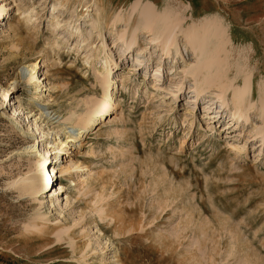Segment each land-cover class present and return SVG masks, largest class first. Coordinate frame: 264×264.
<instances>
[{"label": "rangeland", "instance_id": "obj_1", "mask_svg": "<svg viewBox=\"0 0 264 264\" xmlns=\"http://www.w3.org/2000/svg\"><path fill=\"white\" fill-rule=\"evenodd\" d=\"M55 1L7 0V3L13 2L12 5L34 9L33 23L36 22L38 28L34 31L18 25L15 12L12 30L8 31L5 26L0 28V89L10 90L9 93L15 89L16 95L6 99V104H10L8 108L0 107V264H75L66 244L53 243L55 233L42 242L33 239L34 236L23 239L25 226L34 218L39 206L10 185L12 180L28 171L25 147L33 145V141L28 144L24 139L26 127L16 125V120L12 119V102H18L16 105H22L26 112L32 110L27 101L31 87L22 81L24 79L18 87L14 84L21 68L42 59L48 52L41 74L50 83H58L59 87L50 92L54 102L49 111L61 110V114H65L73 95L84 83L90 87L84 80V48L74 49L76 40L72 38L58 49L52 44L55 36L51 25L58 20L71 22L77 19L74 16L69 20V15L61 9L56 11L58 19H52ZM61 1L76 7L78 13L93 3V0L90 3L85 0ZM133 1L102 0V5L128 8ZM158 1L162 4L164 0ZM180 1L183 5L177 9L189 17L187 22L192 15L197 20L205 16L223 19L233 42L228 48L235 52V58L243 59L242 53H252L254 49L250 65L258 63L259 71H264V0ZM76 24L83 26L82 21ZM56 33L67 37L62 29ZM105 37L111 45L113 37L109 31L105 32ZM178 42L186 62L194 63L190 49L184 47V39L180 38ZM147 43V38L142 35L138 48L144 50L145 55L151 52L152 57L147 68L140 70L135 61L136 52L120 58V50L113 48L114 60L119 64L114 70V79L121 84V75H124L127 89L120 86L116 99L118 111L100 124L86 140L85 148L74 157L91 170V193L80 194L62 177V183L68 189L62 194L57 193V197L62 196L59 203L65 214L59 216L62 211L57 210L52 218L59 216L65 227L77 222L73 229L76 237L85 228L94 229L90 233L92 237L94 231H102L100 237L107 246L104 257L109 264L115 261V251L121 264H247L244 256L250 262L248 264H264L262 144L255 137H249L250 128L240 136L229 117L215 114L221 111L218 104L209 110L206 102H211V98L208 95L205 101L198 100L194 105L195 99L189 93L192 82L187 81L181 95L174 100L171 90H176L180 84L170 70L171 60L160 63L161 52ZM95 45H100L96 39ZM148 57L149 54L145 58ZM181 59H177L176 68H182ZM158 64L164 69L159 90L147 89V84L154 81ZM257 79L256 76L254 81ZM188 112H194L193 117L185 118ZM206 113L213 118L211 121L215 123L210 127L216 132L205 137L202 134L208 129L206 118H209ZM192 118L194 124L190 128ZM185 137L186 143L180 149ZM232 142L239 145L240 151L231 149ZM90 147L93 153L86 155ZM51 186L48 192L55 187ZM66 197L71 200L69 207H65ZM94 208L112 216L115 229L122 228L123 234L115 236L114 229L107 228L106 221L95 213ZM201 231L206 233L205 237L201 236ZM79 237V244L86 241ZM62 250L67 253L62 254ZM230 250L236 255L227 261L225 258Z\"/></svg>", "mask_w": 264, "mask_h": 264}, {"label": "bare ground", "instance_id": "obj_2", "mask_svg": "<svg viewBox=\"0 0 264 264\" xmlns=\"http://www.w3.org/2000/svg\"><path fill=\"white\" fill-rule=\"evenodd\" d=\"M85 1L92 2V0ZM11 3H7V0H0V28L5 26L8 31L12 30L11 20L14 18L15 12L18 25L22 24L29 30L36 31L38 24L33 23L35 10ZM102 4V0H93L92 5L85 7L82 13H78L77 8L71 4L65 5L61 0H56L52 5V19H58L56 11L59 9L69 15V20L74 16L77 18L76 21L71 20V22L58 20L51 25L52 33L55 36V42L52 44L58 49L72 38L76 40L74 49L84 48L82 55V62H84L86 70L84 80L90 83V87L84 83L85 85L81 87L80 91L73 95V101L64 110L65 114H61V110L60 112L49 111L50 105L54 102L50 92L57 91L59 87L58 83H50L49 79L41 74L44 64L47 63L48 52H45L42 59L25 64L14 80L16 87L22 81L31 87L27 101L32 110L26 112L22 105H16L18 103L16 101L12 102L13 107L11 108L12 119L16 120V125L26 127L24 139L28 141V144L30 140L33 141V145L25 147L28 171L19 179L12 180L10 185L21 195L30 197L33 203L39 206L38 210H35L34 218L30 219L31 221L25 226V234L22 237H24L23 239H32L34 236L33 239L42 242L55 233V242L53 243L66 244L75 264H109L104 257L107 246L100 237L102 231H94L92 237L90 233L94 229L92 227L91 229L85 228L78 232L80 237H76L73 229L77 222L71 219L73 224L65 227L60 221L59 216L65 214V211H62L64 210L62 203H59L62 196L57 197V193L62 194L68 189V186L62 183V177L64 181L70 182L71 186L77 188L80 194L91 193L93 187L91 170L86 164L76 161L74 157L79 154L78 151L85 148L86 140L94 134L100 124L111 118L115 111H118L119 104L116 99L120 86L124 90L127 89L124 75H121V84L114 79V70L119 67V64L114 60L113 48L120 50V58L136 52L135 61L139 70L146 69V64L152 57V53L148 52L145 55V51L138 48L141 36L145 35L147 44L161 52L160 63L162 60L170 59V64H173H171L170 70L175 77H178L181 85L176 90H171L174 100L181 95L180 92L184 84L187 81L192 82L193 85L190 87L189 93H192L191 98L195 99L194 105L198 100L205 101L206 95H208L211 98L210 101L214 102L213 104L206 102L209 110L214 104H218L221 111L215 114H224L229 117L233 127L238 128L240 136L250 128L249 137H255V140L262 144V149L264 148V71H259L261 69L258 63L250 65L251 57L253 58L252 55L256 51L254 49L252 53H242L241 58L243 59L235 58V52L228 48L233 45V42L230 38L229 28L223 24V19H218L219 17L216 16H205L197 20L192 15L191 20L187 22L189 17L177 9V6L183 5L180 0H164L162 4H159L158 0H135L129 7L126 6L128 8L118 5L111 7L110 4L105 8ZM108 8L111 10H108L110 13L107 12ZM79 21L83 22V26L76 24ZM30 23H32L31 28ZM58 29H62L67 37L56 33ZM106 31H109L113 37L112 46L106 42ZM180 38L185 41L184 47L190 49L195 60L194 63L188 64L184 59L182 48L178 42ZM95 39L99 41L100 45H95ZM148 54L149 57L145 58ZM177 57L182 58V68H176ZM163 70L161 65L154 70V81L147 84V89L151 87L152 90H159L160 79L162 76L164 77ZM256 70L259 72L255 74ZM90 75H92V81L88 79ZM256 76L258 79L254 81ZM14 91L15 89L9 93L10 90L0 89V107L2 109L10 106V104H6V99L9 97L10 100ZM147 92L148 90L145 91V94ZM14 96L16 95L14 94ZM188 113L189 115L185 114V118L193 117L194 112ZM205 115L209 117L210 113ZM206 119L208 129H204L202 134L205 137L216 132L210 127L212 123H215L211 121L213 118ZM193 124L194 118L189 121L190 128L193 127ZM233 132L234 130L231 133ZM185 143L186 137L182 139L179 148L182 149ZM230 146L231 149L236 150L239 145L232 142ZM245 147L243 146L242 149ZM238 149L236 151H240V148ZM92 153L93 149L90 147L86 155ZM54 185L55 187H53ZM50 186L54 189L52 188L48 192ZM70 205L71 200L66 197L65 207ZM57 210L62 212L59 216L57 215L58 217L52 218L53 212ZM94 211L106 221L107 228L114 229L115 236L123 234L122 228L121 230L115 229V220L112 216L97 208ZM92 223L94 224L95 221ZM201 232L203 234V231ZM204 234L206 233L204 232ZM204 234L201 236L205 237ZM78 237H82L87 242H83L81 239L83 243L79 244ZM78 250H80L79 253ZM61 253L65 254L67 250H62ZM228 253L225 260L235 258L236 254L234 255L233 250ZM113 259L115 260L113 264H121L117 251L114 252ZM244 259L247 264L250 263L245 256Z\"/></svg>", "mask_w": 264, "mask_h": 264}]
</instances>
